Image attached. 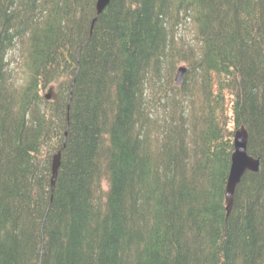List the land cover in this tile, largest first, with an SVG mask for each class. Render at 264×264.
Segmentation results:
<instances>
[{
  "label": "trees",
  "instance_id": "16d2710c",
  "mask_svg": "<svg viewBox=\"0 0 264 264\" xmlns=\"http://www.w3.org/2000/svg\"><path fill=\"white\" fill-rule=\"evenodd\" d=\"M96 2L0 0V264H264V0Z\"/></svg>",
  "mask_w": 264,
  "mask_h": 264
},
{
  "label": "water",
  "instance_id": "95a60500",
  "mask_svg": "<svg viewBox=\"0 0 264 264\" xmlns=\"http://www.w3.org/2000/svg\"><path fill=\"white\" fill-rule=\"evenodd\" d=\"M111 0H97V16L100 15L105 8L110 4ZM97 16L94 18V21L97 19ZM186 72L185 66H180L176 75V82L178 85H181L184 80V75ZM47 98H54L55 92L53 89H49V92L46 93ZM248 141L249 133L245 126H241L234 133V143H233V152L231 154V164L227 179V185L225 190V200L227 213L229 214L234 201V195L239 182L247 170L258 171L260 167L259 158L254 157L248 151ZM61 165V150H59L53 159L52 164V177H51V186L52 190L55 189L59 168Z\"/></svg>",
  "mask_w": 264,
  "mask_h": 264
},
{
  "label": "rangeland",
  "instance_id": "374dc122",
  "mask_svg": "<svg viewBox=\"0 0 264 264\" xmlns=\"http://www.w3.org/2000/svg\"><path fill=\"white\" fill-rule=\"evenodd\" d=\"M176 78V77H175ZM175 82H176V79H175ZM48 89H49V87L46 89V91H45V93H48ZM52 98V97H51Z\"/></svg>",
  "mask_w": 264,
  "mask_h": 264
}]
</instances>
